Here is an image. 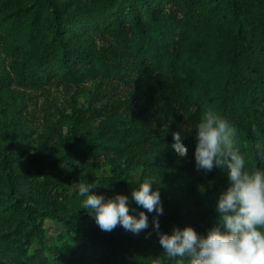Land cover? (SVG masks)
<instances>
[{
    "label": "trees",
    "instance_id": "16d2710c",
    "mask_svg": "<svg viewBox=\"0 0 264 264\" xmlns=\"http://www.w3.org/2000/svg\"><path fill=\"white\" fill-rule=\"evenodd\" d=\"M93 77L127 82L139 108L97 121L73 118L59 135L52 123L36 134L22 121L27 129L14 134L30 98L23 90ZM209 107L236 129L245 166L264 168V0H0V134L28 145H0V257L47 264L29 247L34 240L43 246L48 218L82 237L76 254L54 264H151L157 257L173 264L153 228L155 212L131 205L148 215L137 236L120 225L103 231L86 210H76L79 195L69 186L131 188L136 161L141 179H152L160 193L159 231L190 225L203 233L216 222V197L227 182L226 168L195 167L194 125ZM174 131L187 147L183 157L170 147ZM100 150L126 163L100 177L76 169ZM18 151L27 166L14 163Z\"/></svg>",
    "mask_w": 264,
    "mask_h": 264
},
{
    "label": "clouds",
    "instance_id": "9594fccd",
    "mask_svg": "<svg viewBox=\"0 0 264 264\" xmlns=\"http://www.w3.org/2000/svg\"><path fill=\"white\" fill-rule=\"evenodd\" d=\"M193 133L195 167L227 170L226 186L215 201L216 222L203 233L190 225L159 231L157 216L163 214V207L150 178L138 179L130 196L117 192L105 197L92 191L100 184L81 181L73 186L82 197L81 208L103 231L120 225L134 234L148 228V215L132 208L130 199L147 213L155 212L153 228L173 264H264V168L245 166L244 155L234 146L236 129L210 107L195 123ZM182 139L181 132H172L170 147L180 157L187 154ZM151 264H163V260L157 257Z\"/></svg>",
    "mask_w": 264,
    "mask_h": 264
},
{
    "label": "rangeland",
    "instance_id": "374dc122",
    "mask_svg": "<svg viewBox=\"0 0 264 264\" xmlns=\"http://www.w3.org/2000/svg\"><path fill=\"white\" fill-rule=\"evenodd\" d=\"M127 82H122L117 79H103L100 77H93L82 81L77 85H51L42 90L31 91L23 90V95L30 97L26 102L24 110L21 111V118L14 124V132H21L26 127L21 126L22 121L30 123L31 127H35V133L40 134L46 125L53 124L56 135L67 133L71 128L70 120H102L106 117H119L128 115L132 110L136 111L139 108L137 98L129 91ZM15 122V121H13ZM96 123H93L95 125ZM32 137L31 142H34ZM32 144V143H31ZM0 145L11 150L18 148H27L24 140L16 139L13 134H0ZM32 150V146H29ZM14 163L17 166L25 167L29 160L22 156V152L18 151L15 154ZM126 160L123 161V156L112 151L100 150L89 152L88 155L75 163V167L79 171H92L97 176L110 175L118 164L124 166ZM143 166L136 161H132L129 167L131 177L135 180L143 177ZM97 182V180H96ZM98 184L100 182H97ZM74 182L69 186L71 191L74 190ZM97 186L92 191L97 194H102L105 197L114 193H123L130 196L131 188L124 189L121 185H110L103 187ZM76 193V192H75ZM82 197L79 196V204L76 207L77 211L84 210L81 208ZM70 204L77 205L75 199L70 200ZM130 205L135 207V201L130 199ZM44 228V244L39 247L34 240L29 247V252L34 249H40L47 264H54L58 256H71L76 254L79 248L82 237L74 229H68L61 223L46 218L43 222ZM172 228V227H171ZM123 231H125L122 228ZM171 230V229H170ZM130 235L137 236L129 231H125ZM0 264H6L5 258L0 257Z\"/></svg>",
    "mask_w": 264,
    "mask_h": 264
}]
</instances>
